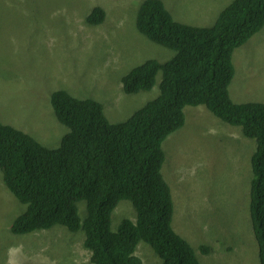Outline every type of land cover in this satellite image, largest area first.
I'll use <instances>...</instances> for the list:
<instances>
[{
	"label": "rangeland",
	"instance_id": "rangeland-1",
	"mask_svg": "<svg viewBox=\"0 0 264 264\" xmlns=\"http://www.w3.org/2000/svg\"><path fill=\"white\" fill-rule=\"evenodd\" d=\"M144 1L0 0V121L57 149L69 129L53 112L54 91L100 102L112 124L127 120L157 98L162 72L150 91L129 95L122 84L123 77L148 60L165 63L175 56L138 31ZM162 1L177 22L197 27L212 26L219 11L233 2ZM97 7L106 11V19L91 26L86 18ZM261 31L233 58L240 80L234 78L232 85L251 93L246 95L251 102L264 101ZM203 109L198 112L202 121L186 113L184 127L163 143L162 174L174 203L172 226L192 245L202 264H260L249 212L250 158L256 141ZM77 207L83 222L86 202H78ZM26 209L7 189L0 167V264H92L83 230L72 233L56 226L29 235L13 234L14 221ZM124 219L137 220L129 200L121 201L112 214L114 232ZM204 245L210 248L207 254L200 250ZM136 254L143 264L161 263L145 242H140Z\"/></svg>",
	"mask_w": 264,
	"mask_h": 264
},
{
	"label": "trees",
	"instance_id": "trees-1",
	"mask_svg": "<svg viewBox=\"0 0 264 264\" xmlns=\"http://www.w3.org/2000/svg\"><path fill=\"white\" fill-rule=\"evenodd\" d=\"M105 19L106 11L97 7L86 22L98 26ZM137 29L175 56L165 63L148 60L123 77L124 92L135 95L152 90L162 72L159 96L127 120L112 124L100 102L56 90L52 109L69 129L59 148H47L0 121L3 181L27 206L12 233L29 235L56 226L83 230L92 264H143L136 254L140 242L152 247L159 264H202L172 226L174 203L162 168L163 143L184 127L186 107L203 106L256 141L249 212L264 264V103H236L230 94L236 50L264 29V0H233L209 27L177 22L162 0H145ZM123 200L132 203L137 220L124 219L114 232L112 214ZM80 201L86 202L83 222ZM200 250L210 252L205 245Z\"/></svg>",
	"mask_w": 264,
	"mask_h": 264
},
{
	"label": "crops",
	"instance_id": "crops-1",
	"mask_svg": "<svg viewBox=\"0 0 264 264\" xmlns=\"http://www.w3.org/2000/svg\"><path fill=\"white\" fill-rule=\"evenodd\" d=\"M219 13H220V11H219ZM262 31H264V29ZM235 68H236L235 69L236 70V73H235V77L234 78H235V80L236 79H239L240 80V68H239V66H236ZM230 94H231L232 99L236 103H246V102H251L252 101V100H249L247 98V96H246V95H248L250 97V94L251 93H244L243 88H241L240 86L238 87L237 85H232V83H231V86H230ZM261 102L263 103L264 101H261ZM203 108H205V107H203V106H199V107L198 106L197 107H186L185 114L188 113L189 116H190V119H194L195 121L200 122V121H202L204 119V117L203 118H198V112H199V110H202ZM203 110H205V109H203ZM208 117H210V115H208Z\"/></svg>",
	"mask_w": 264,
	"mask_h": 264
},
{
	"label": "bare ground",
	"instance_id": "bare-ground-1",
	"mask_svg": "<svg viewBox=\"0 0 264 264\" xmlns=\"http://www.w3.org/2000/svg\"><path fill=\"white\" fill-rule=\"evenodd\" d=\"M42 247H43V246H42ZM40 253H41V252H40ZM29 254H30V253H29ZM21 255H22V254H21ZM34 256H36V255H34ZM30 257H31V256H30ZM41 258H42V257H41ZM41 258H40V259H41ZM30 259H31V258H30ZM40 261H41V260H40ZM42 262H43V261H42Z\"/></svg>",
	"mask_w": 264,
	"mask_h": 264
},
{
	"label": "clouds",
	"instance_id": "clouds-1",
	"mask_svg": "<svg viewBox=\"0 0 264 264\" xmlns=\"http://www.w3.org/2000/svg\"><path fill=\"white\" fill-rule=\"evenodd\" d=\"M188 107H191V106H188ZM61 227H63V226H61ZM254 232V231H253ZM255 236V235H254ZM256 239V238H255Z\"/></svg>",
	"mask_w": 264,
	"mask_h": 264
}]
</instances>
